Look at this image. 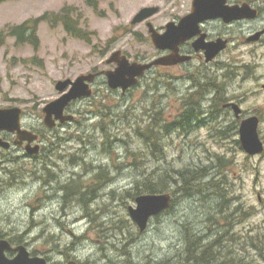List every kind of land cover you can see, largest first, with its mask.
Returning <instances> with one entry per match:
<instances>
[{
    "label": "rangeland",
    "instance_id": "374dc122",
    "mask_svg": "<svg viewBox=\"0 0 264 264\" xmlns=\"http://www.w3.org/2000/svg\"><path fill=\"white\" fill-rule=\"evenodd\" d=\"M89 2L14 0L0 4V31L44 14L51 20L68 8L78 27L93 34L87 44L70 37L57 21L53 25L42 22L36 48L18 44L14 37H7L0 47V108H20L23 128L39 135L41 149L34 157L13 151L12 162L0 167V239L19 237L20 244L9 242L50 264L69 260L179 264L184 262L180 253H184L186 229L209 235L210 231L221 234L226 227L224 242L238 263L264 264V149L257 156L242 150L239 122L233 113L221 108L220 115L201 114L198 109L187 130H171L161 138L165 159L144 148L139 132L156 113L165 122L180 115L182 100L177 89L184 84L169 81L170 72L154 69L126 93L110 90L101 76L92 85L91 97L67 109L65 114L72 120L53 128L44 124L43 107L60 96L56 82L113 70L115 66L106 65V60L116 51L136 63H149L155 56L144 23L132 24V20L141 9L158 6L159 15L148 21L163 23L167 0H94L96 9ZM172 75L180 78L175 72ZM243 75L231 83V94H246L240 106L245 117L256 115L264 145V93L253 95L258 82L242 81ZM254 75H264V68ZM185 167L206 169L208 177L202 181L214 179L212 196L185 198L179 191L173 193L171 183L172 209L150 220L140 233L128 214L135 198L126 191L136 181H154L167 175L166 170ZM72 181L77 182V190L92 192L85 197L86 205L79 202V195L61 200L65 195L61 189ZM211 239L212 235L207 238Z\"/></svg>",
    "mask_w": 264,
    "mask_h": 264
},
{
    "label": "flooded vegetation",
    "instance_id": "af4514ba",
    "mask_svg": "<svg viewBox=\"0 0 264 264\" xmlns=\"http://www.w3.org/2000/svg\"><path fill=\"white\" fill-rule=\"evenodd\" d=\"M168 5V13L163 23L148 21L159 15L161 9L158 6H151L156 8V12L149 19L139 23H144L151 44L150 27L155 35L166 34L168 46L159 50L152 44L155 49L153 61L164 58L168 65L153 67L144 76L154 69H164L171 73L168 75L169 81L183 82V88L177 89L182 100L178 109L180 114L185 112L188 103L196 101L201 114L209 111L211 114L220 115L222 108V112L233 113L239 126L246 118L256 116L248 114L245 117L246 113L240 105L246 94H231V83L244 73L242 81L258 82V91L252 94L264 93V75H254L256 71L264 68V0H167ZM214 51L215 55L207 59L206 53L213 54ZM173 72L180 75L175 77L180 78H173ZM98 78L99 76L94 80ZM90 88L93 93L92 86ZM204 103L209 106H203ZM232 104L240 109L238 117L235 116ZM23 116L22 111L21 121ZM21 126L23 128V124ZM0 139L9 143L8 149L0 146V167L12 162L13 151L22 152V156H30L27 153V143L16 144L14 133L0 131ZM39 139L38 135L37 141ZM40 151L41 149L36 156H39ZM101 174L104 178L105 172ZM84 192L86 197L92 194L86 190ZM6 256L12 258L11 253ZM47 263L50 264L48 261Z\"/></svg>",
    "mask_w": 264,
    "mask_h": 264
},
{
    "label": "water",
    "instance_id": "95a60500",
    "mask_svg": "<svg viewBox=\"0 0 264 264\" xmlns=\"http://www.w3.org/2000/svg\"><path fill=\"white\" fill-rule=\"evenodd\" d=\"M156 12V8L145 7L141 9L133 18L132 24H138L150 18ZM185 21H183L184 23ZM152 33L151 40L154 47L159 50L166 49L167 36L155 35L153 29L150 27ZM186 38V36H184ZM213 54H207V59H211ZM107 65L115 64L113 70L103 71L100 74L106 79L107 87L110 90H121L122 93L135 86L138 79L141 78L146 71L152 67L166 66L164 58H158L149 63L130 62L120 51L113 52L106 60ZM96 75L86 74L77 77L75 80L66 79L64 81L56 82L54 88L60 96L42 109L43 122L48 128H53L56 121L61 124L72 120V116L64 115L65 109L74 101L88 98L91 96L90 84L94 82ZM235 116L238 117L240 109L237 105L232 104ZM21 110L17 107L0 108V131H6L16 134L15 143L19 144L27 142V153L36 155L39 151L38 144L32 146L37 140V135L22 129L20 125ZM258 119L250 117L243 120L239 126V142L242 150L249 156H257L263 152V143L260 141L258 133ZM0 146L8 149L9 143L0 139ZM135 207H128V214L130 219L136 224L139 231L142 233L147 228L148 222L151 218L160 215L167 210L171 203V195L169 193L162 194H146L135 198ZM7 253H13V258H8ZM0 264H48L44 258L32 257L24 246L12 247L11 244L1 239L0 240ZM67 264H76L74 261H69ZM193 264V263H180Z\"/></svg>",
    "mask_w": 264,
    "mask_h": 264
},
{
    "label": "trees",
    "instance_id": "16d2710c",
    "mask_svg": "<svg viewBox=\"0 0 264 264\" xmlns=\"http://www.w3.org/2000/svg\"><path fill=\"white\" fill-rule=\"evenodd\" d=\"M7 1L14 0H0V4ZM89 4L96 9V3L94 0H90ZM51 17V20H48V15L44 14L43 16L34 19H27L19 25L6 27L5 30L0 31V47L4 45L7 37H14L18 44H28L36 48L38 44L37 31L39 25L42 22H47L49 25H53L56 21L64 27L70 37L84 41L87 44L91 43L90 38L93 34L84 32L78 27V24L71 18L68 8L62 9L57 15H52ZM198 109L199 106L197 103H188L183 114H180L177 118L168 122H165V119L160 118L159 112L156 113L155 119H152L151 122L139 132V137L144 143V148L150 150V155L156 158L165 159L166 149L160 144L161 138L165 133L171 130H187L186 128L191 125V121L196 117ZM107 137L108 136L106 135L105 140ZM102 145H105V143H102ZM157 152L158 154L155 155ZM200 169L201 168L188 167L180 170L169 169L166 170L168 173L167 175L159 176L154 181L151 179L149 180V178L136 181L134 188H132L130 192L126 191V193L131 198L146 194L168 193L169 186L173 183L175 186L173 193L179 191L182 197L190 199L195 196L206 198L207 195H211L212 192L210 190L214 189V179L211 178V180L205 182L202 181V179H207L208 176L206 174V169ZM171 171L174 176L171 175ZM76 184L77 182L72 181L70 184H67L62 188L65 195L61 200L63 199V201H67L68 199L75 198L79 195V202L86 205L85 192H81L82 189L77 190L78 186ZM216 193L221 196V198H224L222 194H218V192ZM172 207L173 203L168 211H170ZM168 211H166V213ZM224 229H226V231L221 234H214L210 231L209 235H200L199 233L192 232L190 229H186L183 235L184 253H180L183 261L195 264H241L236 261V258L231 253V248H228L227 245H225L226 242H224V238H226L228 230L226 227ZM210 235H212V239L207 240ZM1 236L2 235H0V238ZM20 240L21 239L17 237L12 238L9 241L20 244ZM145 264L150 263L146 262Z\"/></svg>",
    "mask_w": 264,
    "mask_h": 264
},
{
    "label": "bare ground",
    "instance_id": "6f19581e",
    "mask_svg": "<svg viewBox=\"0 0 264 264\" xmlns=\"http://www.w3.org/2000/svg\"><path fill=\"white\" fill-rule=\"evenodd\" d=\"M176 192L178 193V191H176ZM176 192H175V193H176ZM174 201H175V199H173L172 203H174Z\"/></svg>",
    "mask_w": 264,
    "mask_h": 264
}]
</instances>
